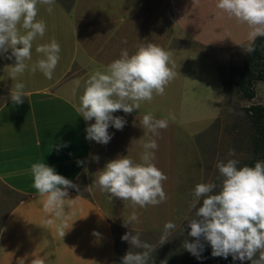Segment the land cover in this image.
I'll use <instances>...</instances> for the list:
<instances>
[{
	"label": "crops",
	"instance_id": "0c3cea01",
	"mask_svg": "<svg viewBox=\"0 0 264 264\" xmlns=\"http://www.w3.org/2000/svg\"><path fill=\"white\" fill-rule=\"evenodd\" d=\"M217 2L56 0L51 13L47 6L38 5L36 19L43 20L47 30L43 38L38 37L33 42L32 60L26 61L29 69L12 79L11 66L15 59L0 55V96L3 99L0 102V185L9 192L25 195H20L21 199L9 207L0 225V264H35L37 261L42 264H114L117 234L132 228L151 232L162 224L153 211L171 208L169 195L166 203L134 208L129 201L110 199L108 193L96 186V179L98 171L118 156L128 155L139 163L143 151L141 141L151 138L158 144L153 163L167 176L168 184L172 182L176 163L182 157L177 138H183L184 144L188 138L187 133L175 132L173 127L177 130L184 128L187 122L205 121L194 113L196 107H187V67L192 62L188 50L192 48L176 46L175 40L181 35L197 44L199 48L193 50L205 56L203 60L214 61L218 74L221 68L225 70L239 61L244 48L252 43L248 25L219 10ZM218 21L229 27L233 25V29L235 25L247 26L246 37L242 40L227 35L221 38L223 32L216 27ZM53 39L60 45V60L52 79H47L39 70L31 71V65L43 58L36 47ZM149 43L171 53L169 67L176 76L166 86L164 95L154 93L150 102H141L140 109L131 114L122 110L114 113L127 123L123 130L109 127L112 139L108 144L86 140V127L95 121L86 122L76 110L85 82L94 72L106 71L120 58L123 49L131 55L140 45ZM16 83L25 86L26 97L22 104H15L10 98ZM222 92L217 89L214 98L209 97L217 115L207 122L218 118L224 103V88ZM163 111L173 113L175 120L163 115ZM145 114L168 120V127L161 129L159 136L151 133L144 136L140 120ZM93 156H99L98 163ZM77 161L83 163L78 165ZM33 163H45L79 186V190L68 189L60 217L44 210L45 197L32 186ZM167 180L162 184H167ZM181 183L176 180L172 188ZM138 210V221L125 226L124 221ZM61 228L65 231L63 237L59 234ZM117 229L121 232H116Z\"/></svg>",
	"mask_w": 264,
	"mask_h": 264
},
{
	"label": "clouds",
	"instance_id": "9594fccd",
	"mask_svg": "<svg viewBox=\"0 0 264 264\" xmlns=\"http://www.w3.org/2000/svg\"><path fill=\"white\" fill-rule=\"evenodd\" d=\"M55 2L0 0V55L9 60L15 59V64L11 66L12 79L29 69L26 61L32 60L33 42L45 36L46 23L36 19L38 5L47 6V11L51 13ZM216 7L230 18L248 25L249 40L252 43L243 51L253 53L256 50L255 40L264 37V0H218ZM60 51V45L54 39L50 43L38 45L36 52L42 54L43 58L31 65V71L39 70L47 79H52L60 60ZM170 61V52L149 43L140 45L131 55L123 49L120 58L113 61L106 71L94 72L85 82L76 109L86 122L95 121L86 127L85 139L108 144L112 139L109 127L123 130L127 123L122 116H115L114 113L122 110L125 114H131L140 109L141 102H150L154 93L164 95L166 86L176 76V72L169 67ZM24 87L23 83L15 84V91L10 94L15 104L23 103L26 97ZM169 119L175 120V116L169 114ZM168 124V120L156 119L152 114H145L140 120L144 136L149 133L159 136L160 130L166 129ZM141 146L143 151L139 163L128 155L118 156L98 171L96 179V186L108 193L110 199L115 197L129 201L134 208L156 206L167 200L162 184L167 176L153 163L154 150L158 149L157 141L150 138L141 141ZM227 155L235 156V150L229 149ZM92 159L99 162V156H93ZM77 163L79 165L83 162ZM239 163L237 159L217 162L216 168L222 177L218 194H213L217 188L215 183H200L194 188V199L190 207L195 209V216L188 220V235L194 240L184 241V248L197 259L201 258L203 251L202 241H206L211 246L213 257L227 259L231 255L234 261L247 260L251 264H264V161H257L254 167L245 165L238 168ZM30 170L32 186L45 197L44 210L60 217L68 189L79 190V186L45 163H33ZM201 200L202 205L197 207ZM133 221H138L135 213L128 221H124V225L128 226ZM175 227L171 221L164 225L161 245L168 241L170 231ZM59 234L62 237L65 235L63 228L59 229ZM121 240L129 242L131 248L143 250L128 251L122 257L121 264H148L152 245L142 242L139 234L132 235L130 232L125 233ZM35 264L42 262L37 261Z\"/></svg>",
	"mask_w": 264,
	"mask_h": 264
},
{
	"label": "rangeland",
	"instance_id": "374dc122",
	"mask_svg": "<svg viewBox=\"0 0 264 264\" xmlns=\"http://www.w3.org/2000/svg\"><path fill=\"white\" fill-rule=\"evenodd\" d=\"M216 27L223 32L221 38L227 35L226 37L242 40L247 35L245 31L247 26L235 25L233 29V25L229 27L218 21ZM174 44L180 47H188V49L192 48L188 50V56L192 58V62L187 67L188 105H186L189 109L196 107L194 108V113L198 115V118L205 121L187 122L184 128L177 130L173 127L172 130L175 132L187 133L188 138L186 139V144H184L185 140L183 138H177L179 144H181L179 145V150L182 148V157L177 161L180 154L178 153L176 159L173 161V164L176 161L177 163L172 182L168 184L169 180H167V184H163L164 190L166 189V195L171 197V208H152V210L156 209L153 211V215L156 214V218L161 220L162 224L155 226V230L151 232H142L137 230V228H132L128 230L124 229L122 233L117 234L115 238L116 258L114 264H121L122 257L128 251H143L142 249L131 248L129 242L121 240V237L127 232H130L132 235L139 234L142 242L153 246L148 264H179L182 260L187 259L190 252L184 248V241L188 240L192 242L194 240V238L188 235L190 232L188 220L195 216V209L190 207L194 199L192 193L195 186L200 183H215L217 184V188L213 194H218L222 177H220L219 171L216 168L217 162H226L227 159H237L240 162L237 166L239 168L247 165L254 158L251 150L253 129L247 119L245 109L252 105L264 106V82L254 83L253 90L255 91V97L250 101L241 98L234 88V82L242 72V62L245 52H242L243 54L239 57V61L230 64L225 70L221 68L218 74L217 68L216 71L214 68V61L203 60L206 57L198 55L193 50L199 48L197 44L191 42L189 39L181 38V35H178ZM216 59L218 62V58ZM221 78L225 93L223 107L218 118L207 122L206 120L217 115L214 113L216 109L215 105L213 104V106L209 103V97L213 99L217 89H221L222 92ZM216 82H218V85L215 86ZM2 100L0 96V102ZM161 113L167 117L170 114L167 111ZM172 115L174 114L172 113ZM229 149H234L236 155L229 157L227 155ZM173 157L174 154H172ZM185 159L187 160L185 161ZM176 180L182 183L176 188H172ZM172 190L174 191L172 192ZM20 195L23 194L9 192L5 187L0 185V225L9 211V207L21 199ZM199 203L197 207L202 205V200ZM135 212L138 215L140 210ZM169 221L173 222L176 227L170 231L168 241L161 245L160 238L164 232V225ZM116 232L121 231L117 229ZM258 256L259 253H257L256 258ZM227 259L224 264H251V261L247 260L241 262L239 260L234 261L232 257Z\"/></svg>",
	"mask_w": 264,
	"mask_h": 264
},
{
	"label": "trees",
	"instance_id": "16d2710c",
	"mask_svg": "<svg viewBox=\"0 0 264 264\" xmlns=\"http://www.w3.org/2000/svg\"><path fill=\"white\" fill-rule=\"evenodd\" d=\"M255 51L245 54L242 62V72L234 82V88L241 98L252 100L255 97L254 83L264 82V37H258L254 42ZM225 87V85H224ZM247 119L253 129L251 150L254 158L247 166L254 167L257 161H264V106L252 105L245 109ZM204 247L201 258L197 259L191 253L179 264H224L228 259L213 257L209 243L202 241ZM231 255L228 257L230 258Z\"/></svg>",
	"mask_w": 264,
	"mask_h": 264
}]
</instances>
